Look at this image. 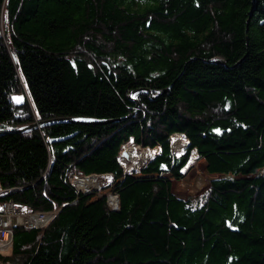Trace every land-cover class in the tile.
Returning a JSON list of instances; mask_svg holds the SVG:
<instances>
[{
	"label": "trees",
	"instance_id": "1",
	"mask_svg": "<svg viewBox=\"0 0 264 264\" xmlns=\"http://www.w3.org/2000/svg\"><path fill=\"white\" fill-rule=\"evenodd\" d=\"M65 117L102 122L14 131ZM0 128V204L57 210L0 264H264V0H0ZM130 142L160 149L127 176ZM104 173L117 210L72 182Z\"/></svg>",
	"mask_w": 264,
	"mask_h": 264
},
{
	"label": "built area",
	"instance_id": "2",
	"mask_svg": "<svg viewBox=\"0 0 264 264\" xmlns=\"http://www.w3.org/2000/svg\"><path fill=\"white\" fill-rule=\"evenodd\" d=\"M178 151L179 149H177L176 147L172 145L173 154L178 155ZM150 158L151 157L147 159H142V160L143 162H145ZM96 176L100 177V174ZM78 178H82V176H75L73 179L76 187H77ZM3 191L4 189L0 186V193H2ZM117 195L118 194L116 193V196ZM107 197H108V203H109L110 208L117 210L120 207L119 199H118L119 203L116 206H114L111 204L110 195H107ZM56 213H57V210L34 211L27 206H23V205L16 203L12 199H9L1 203L0 204V253H3L7 251L8 249H10L12 242H13V235H14L15 227L43 228L50 223V221L54 218Z\"/></svg>",
	"mask_w": 264,
	"mask_h": 264
},
{
	"label": "bare ground",
	"instance_id": "3",
	"mask_svg": "<svg viewBox=\"0 0 264 264\" xmlns=\"http://www.w3.org/2000/svg\"><path fill=\"white\" fill-rule=\"evenodd\" d=\"M172 139L173 145L180 150H182L187 145V141L183 139L179 133L173 134ZM155 150L156 149L138 150L136 148H130L127 149V156L128 159L134 163L138 157H141L142 159L151 157ZM196 155L197 153L195 152L194 157H196ZM206 172L207 162L205 159H202L196 163V172L193 177H188L181 181L174 182V192L182 198L190 199L199 195L207 187L208 179ZM99 184L100 177L96 175L84 176L77 179V187L81 190L97 188ZM118 199V195H110L112 205L116 206L119 203Z\"/></svg>",
	"mask_w": 264,
	"mask_h": 264
},
{
	"label": "rangeland",
	"instance_id": "4",
	"mask_svg": "<svg viewBox=\"0 0 264 264\" xmlns=\"http://www.w3.org/2000/svg\"><path fill=\"white\" fill-rule=\"evenodd\" d=\"M19 99L22 100L23 97L20 96ZM179 134L181 135V137L183 139H185L187 141V145L182 150H180L179 148L176 147L177 149H179L178 155L184 153L186 151L187 147L189 146V139L187 137H185L183 134H181V133H179ZM172 141H173V139H172ZM172 145H173V142H172ZM130 148H136L138 150H148V148L156 149L154 154L151 156V158H153L158 153V151L160 149L159 146H155V147L147 146V147H145L143 145H136V144L131 143V142L130 143H126L124 148H123V150H122V152L120 153L119 158H121L120 161L122 162V165L124 167V170H125L127 176H132V175L138 174L139 173L138 170L140 169V167L145 162H147L149 160L148 159L147 161L143 162L142 158L138 157L136 159V161L134 163H132L128 159V156H127V149H130ZM195 152L197 153L196 157H194ZM202 159H204V158H199L197 150H194V152L192 153V155L190 157V160H189L188 164L186 166H184L183 169H182V171L185 174L184 177L182 179H178V180L174 179V182L181 181V180L186 179L188 177H190V178L193 177L195 172H196V163L198 161L202 160ZM206 174H207V179H208L207 187L199 195H197L194 198H192L193 201H196L198 198H200L203 195V193L207 190V188L209 186L210 180L213 177L222 176L220 174H210L208 171L206 172ZM96 175H98V174H96ZM75 176L72 177V182L73 183H74L73 179H74ZM82 177H84V176H82ZM114 182L115 181H114V178H113L112 174H110V173L100 174V184L98 185V187L97 188H93V189H89L88 191L89 192L96 191L97 192V196H101V195H104V194L105 195H111L112 193H113L112 195L116 196V193H114V191L112 189ZM82 191H87V190H82ZM7 251H5L3 253H6Z\"/></svg>",
	"mask_w": 264,
	"mask_h": 264
},
{
	"label": "water",
	"instance_id": "5",
	"mask_svg": "<svg viewBox=\"0 0 264 264\" xmlns=\"http://www.w3.org/2000/svg\"><path fill=\"white\" fill-rule=\"evenodd\" d=\"M215 61L221 62V63H225V61L220 59V58H217ZM134 93L135 92H133V94ZM133 94H132V98L134 100H136V98H134ZM66 121H71V122H91V123L102 122V121H99V120L93 119V118H77V117L54 118V119L45 120V121H36V122H34L32 124L18 127L17 129H14V131H29L31 129H34V128H37V127H42V126L47 125V124L57 123V122H66ZM11 130H13V129H11V128H9V129L0 128V134L6 133V132L11 131ZM189 144H190V141H189ZM119 201H120V198H119Z\"/></svg>",
	"mask_w": 264,
	"mask_h": 264
}]
</instances>
